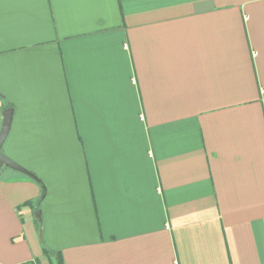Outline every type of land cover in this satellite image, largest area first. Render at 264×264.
I'll use <instances>...</instances> for the list:
<instances>
[{"label":"crops","instance_id":"crops-1","mask_svg":"<svg viewBox=\"0 0 264 264\" xmlns=\"http://www.w3.org/2000/svg\"><path fill=\"white\" fill-rule=\"evenodd\" d=\"M9 107L0 264H264V0H0Z\"/></svg>","mask_w":264,"mask_h":264},{"label":"water","instance_id":"water-1","mask_svg":"<svg viewBox=\"0 0 264 264\" xmlns=\"http://www.w3.org/2000/svg\"><path fill=\"white\" fill-rule=\"evenodd\" d=\"M13 116H14V109L12 107L6 108L4 110V112H3V124H2L1 130H0V170L3 167H9L11 169L22 172V173L32 177L33 179H35L37 181H40V178L35 173L30 171L29 169H27L26 167H24L23 165H21L17 161L13 160L10 156L5 154L3 151V146L6 142L8 135L10 133V130L12 128ZM35 215H36L37 219L39 220L40 224L43 225L42 210L37 209L35 211Z\"/></svg>","mask_w":264,"mask_h":264},{"label":"trees","instance_id":"trees-1","mask_svg":"<svg viewBox=\"0 0 264 264\" xmlns=\"http://www.w3.org/2000/svg\"><path fill=\"white\" fill-rule=\"evenodd\" d=\"M45 253L48 254L51 264H64V260L60 252H52L46 249Z\"/></svg>","mask_w":264,"mask_h":264}]
</instances>
